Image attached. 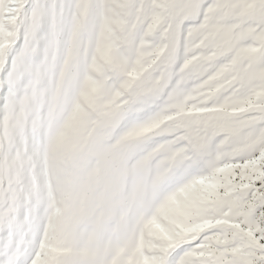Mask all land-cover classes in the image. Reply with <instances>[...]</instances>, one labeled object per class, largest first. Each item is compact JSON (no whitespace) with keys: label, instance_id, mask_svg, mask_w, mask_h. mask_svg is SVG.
<instances>
[{"label":"snow or ice","instance_id":"snow-or-ice-1","mask_svg":"<svg viewBox=\"0 0 264 264\" xmlns=\"http://www.w3.org/2000/svg\"><path fill=\"white\" fill-rule=\"evenodd\" d=\"M0 264H264V0H0Z\"/></svg>","mask_w":264,"mask_h":264}]
</instances>
